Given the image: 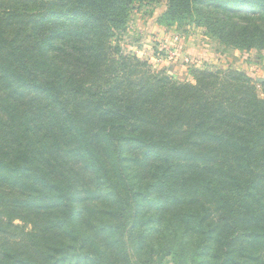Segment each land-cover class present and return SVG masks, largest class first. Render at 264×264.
I'll use <instances>...</instances> for the list:
<instances>
[{
	"label": "trees",
	"instance_id": "trees-1",
	"mask_svg": "<svg viewBox=\"0 0 264 264\" xmlns=\"http://www.w3.org/2000/svg\"><path fill=\"white\" fill-rule=\"evenodd\" d=\"M158 1L0 0V264H264V83L112 46ZM159 22L264 51V0H167Z\"/></svg>",
	"mask_w": 264,
	"mask_h": 264
},
{
	"label": "rangeland",
	"instance_id": "rangeland-1",
	"mask_svg": "<svg viewBox=\"0 0 264 264\" xmlns=\"http://www.w3.org/2000/svg\"><path fill=\"white\" fill-rule=\"evenodd\" d=\"M166 5L167 0H159L147 5H135L129 13L124 29L112 38V46L118 45L123 53L146 62L152 71L165 72L178 80H189L188 70L192 68L235 70L249 76L256 83L257 93L261 95L257 83H259L258 79L264 78V51L255 49L243 51L224 45L203 27L191 24L162 25L159 19L166 11ZM77 167L78 172L82 174L80 167ZM128 175L133 183H143L144 178L147 177L144 172L131 167L128 169ZM86 204L85 202L80 203L76 207L74 217L78 220H80L79 212L84 208L89 209V212L90 210L110 209L108 203L103 204L100 201ZM153 208L146 204L141 206L143 211L155 216L157 211ZM14 224L25 227V224L19 221H13ZM94 224L95 220H92L90 216L87 221H84L82 232L91 234ZM30 227L27 224L24 231ZM135 256L131 261L134 263L137 261L138 264L139 261ZM154 259L153 264H172L170 257L163 259L160 263L156 257Z\"/></svg>",
	"mask_w": 264,
	"mask_h": 264
},
{
	"label": "water",
	"instance_id": "water-1",
	"mask_svg": "<svg viewBox=\"0 0 264 264\" xmlns=\"http://www.w3.org/2000/svg\"><path fill=\"white\" fill-rule=\"evenodd\" d=\"M258 82H259V83H264V78H262V79H258Z\"/></svg>",
	"mask_w": 264,
	"mask_h": 264
}]
</instances>
